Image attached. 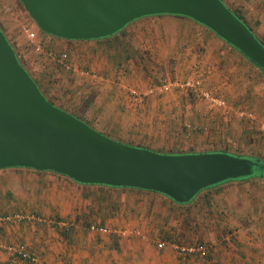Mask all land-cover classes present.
<instances>
[{"label":"rangeland","instance_id":"1","mask_svg":"<svg viewBox=\"0 0 264 264\" xmlns=\"http://www.w3.org/2000/svg\"><path fill=\"white\" fill-rule=\"evenodd\" d=\"M225 1L240 8L239 4ZM0 16L1 28L45 94L58 105L81 114L109 137L164 153L226 149L264 158V72L256 67L253 74L249 73L251 83L249 78L229 69L225 73L215 70L218 63L226 68L233 61L207 59L220 48L212 42L201 44V32L196 38L191 37L195 32L190 24H171L169 20L151 24L139 20L130 23L114 41H50L19 0H0ZM28 31H32V36ZM37 44L41 47L37 48ZM232 50L236 49L232 47ZM62 53H66L68 68L60 60ZM211 63L214 67H209ZM250 84L253 91L246 94L244 89ZM162 85L166 86L162 91L143 94ZM132 90L141 93L140 102L133 99ZM205 91L224 99L226 107L207 99ZM238 109L252 111L255 117L239 115ZM21 177L19 198H41L40 194L51 191L36 188L37 184L45 187L47 178ZM10 181L11 178L6 180L8 184ZM2 190L0 187V198H15L3 195ZM5 204L2 202L0 206ZM15 205L19 209L8 206L0 209V214L19 213L22 217L0 221V232L12 224L30 229L37 225L41 228L57 225L53 222L57 217L29 212V203L25 201ZM137 209L145 212L144 205L139 204ZM152 209L151 222L134 214H116L104 225L111 233L89 234L87 238L88 233L83 232L81 237L86 242L96 241L108 250L118 248L121 242H139L140 248L135 253L134 248L120 246L123 253L136 261L264 264V179L224 181L202 190L194 202L186 205L153 200L146 214ZM121 227L140 234L113 232ZM1 238L0 251L4 258H0V264H14L8 256H15L19 243ZM159 240L184 245L199 243L207 247V255L181 257L170 245L159 249ZM23 248L37 260L20 256L16 264H43L37 253Z\"/></svg>","mask_w":264,"mask_h":264},{"label":"water","instance_id":"2","mask_svg":"<svg viewBox=\"0 0 264 264\" xmlns=\"http://www.w3.org/2000/svg\"><path fill=\"white\" fill-rule=\"evenodd\" d=\"M44 32L65 39L113 35L148 15L209 27L264 72V43L222 0H19ZM53 170L81 183L155 191L178 203L253 174L258 157L224 150L163 153L109 137L52 103L0 27V168Z\"/></svg>","mask_w":264,"mask_h":264},{"label":"crops","instance_id":"3","mask_svg":"<svg viewBox=\"0 0 264 264\" xmlns=\"http://www.w3.org/2000/svg\"><path fill=\"white\" fill-rule=\"evenodd\" d=\"M228 1L233 2L235 5L239 4V7L241 8L239 9L246 20H248L253 26L258 36H260V38L264 37V0ZM224 2L228 4L225 0ZM178 18L179 17H176L173 14H157L143 16L136 19L135 22L140 20L139 22L141 23L145 22L154 24L155 22H161V20H169L171 24H190L191 29L193 28L195 30H192L195 33H191V37L195 36L194 38H196L198 32H201V44L212 42L217 45V48H220V50L216 51L211 58L208 55L206 57L207 59H211L213 62H226L227 60L233 61L230 65H226V68L225 66H222L221 63H218L215 70L225 73V69H229L230 72L239 73L240 76L249 78L252 81L249 75L253 74L258 66L254 65L253 62H251L239 50H232L230 43L226 42L215 32L199 25L198 23H194L193 21ZM46 38L50 41H59L60 39H63L59 36L53 37L50 35ZM250 64L253 66H250ZM211 65L214 67L212 63L209 64V67ZM238 67L242 69L239 72H237L239 69ZM210 70H212V68H210ZM251 83H253V81ZM251 86L252 84H250L247 89H244L246 94L253 91ZM98 129L101 130V128ZM26 175H32L41 180L42 178H47L45 187H42L43 184H37L36 188H42L43 192L50 189L51 191H48L47 194H40L41 198H19L18 194L21 193L20 188L22 186L21 176ZM8 178H11L9 184L6 182ZM12 179H15V181H12ZM0 187L3 188V195L7 196L9 194L15 197L0 198V203H6L4 207L0 206V209H5L9 206L12 210H17L19 209V206L15 205V203L25 201L26 203H29L27 209L29 212L38 215L53 216L58 219L67 218L70 219V221L73 220V223L75 222L74 226H71L70 229V241L69 237L61 233L60 226H58L59 224L55 225L56 227L52 226V228H41L37 225V227L32 226V229L24 225L12 224L10 225V228L6 227L0 232V239H2L1 237H4L3 239L7 242L8 240H16L19 243V246H26L33 253H37L43 264H168L166 259L136 261L132 256L130 259L129 255H126V253H123L122 250H120L121 247H124L123 245H126L131 249L134 248L133 252L135 253L136 248H140L139 242H121L118 248L115 247L112 250H108L96 241L86 242L85 238L81 237L83 232L88 233L87 238L89 237V234L94 235V233H96L102 235L103 233H100L97 230L89 229V225L92 223H100V225L104 226L106 225L105 222L112 220L116 214H134L135 216L143 217L144 220L150 221L152 218V214L150 215V213L153 212L154 209L149 211V214H146V212L148 211V208L150 210L151 202L153 200L163 201L168 205L172 202L161 195L131 187H113L102 185L100 183H81L62 173H54L50 170H38L25 166L0 168ZM139 204L145 206V212H140L137 209ZM2 232H4L3 235H1ZM96 237H98V235H96ZM15 252L14 256V254H11L9 251V255H11L8 256L12 262H15L14 264L19 262L17 257L22 256L18 250ZM118 254H120V256H118ZM0 258H4L2 251H0ZM8 263L9 262L6 264Z\"/></svg>","mask_w":264,"mask_h":264},{"label":"built area","instance_id":"4","mask_svg":"<svg viewBox=\"0 0 264 264\" xmlns=\"http://www.w3.org/2000/svg\"><path fill=\"white\" fill-rule=\"evenodd\" d=\"M32 31H28V35L32 36ZM37 48H40L41 45L40 44H37L36 46ZM60 60L62 61L63 65L68 68L69 67V64L66 60V53H62L61 54V57H60ZM93 76H97V74H92ZM166 86L165 85H162L160 87H155V88H149L145 91V93H143L144 95H148V94H152L153 92H155L156 90L158 91H162L163 89H165ZM132 93V96H133V99L135 101H138L140 102L142 100V97H141V93L138 92L137 90H132L131 91ZM204 95L207 99H209L211 102L215 103V104H218L220 106H223V107H226V103H225V100L220 98V97H217V96H214L211 92L209 91H205L204 92ZM238 114L239 115H242V116H245L247 115L249 118H254L255 117V113L252 112V111H246L244 109H238ZM22 216L19 214V213H9V214H0V221H5V220H12V219H20ZM28 217V216H27ZM31 217V216H29ZM53 222L59 224L60 226H64V227H69L71 225V222L68 221V220H61V219H56V220H53ZM89 229L91 230H97L99 231L100 233H104V234H109L111 233L112 231L107 228L106 226H99V225H96L94 223L90 224L89 225ZM114 233H117L118 235H139L140 233L137 232V231H130L129 229H126V228H116V229H113ZM167 245H170L171 247H173L177 253L179 254V256L181 257H185V256H188V255H196V256H199V257H204L207 255V247L201 245V244H191V245H184V244H181V243H177V242H170V241H165V240H159L157 242V247L159 249L161 248H164L165 246ZM11 247V246H10ZM21 255L23 257H27L28 259H30V261H36L37 258L34 254H31L29 252H27L22 246H20L18 249H17Z\"/></svg>","mask_w":264,"mask_h":264},{"label":"trees","instance_id":"5","mask_svg":"<svg viewBox=\"0 0 264 264\" xmlns=\"http://www.w3.org/2000/svg\"><path fill=\"white\" fill-rule=\"evenodd\" d=\"M223 2H224V0H222ZM225 3V2H224ZM239 18H241L248 26H249V28L254 32V34L259 38V40H261L263 43H264V40L263 39H261L260 38V36H258V34L255 32V30H254V28H253V26L249 23V21L248 20H246V18L244 17V15L242 14V12H241V10L239 9V8H235V7H232L229 3L227 4V3H225ZM159 15H163V14H159ZM174 16H176V17H179V18H182V19H187V20H190V21H193L194 23H198L199 25H201V26H204V27H206V28H208L209 30H211L209 27H207V26H205L204 24H202V23H200V22H198V21H194V20H192L191 18H189V17H186V16H182V15H174ZM135 21V20H134ZM130 23H132V22H130ZM129 23V24H130ZM129 24H127L122 30H120V31H118L117 33H115V34H111V35H107V36H103V37H99V38H91V39H95V40H99V39H106V40H108V41H114V39L115 38H117L118 39V37L120 36V34H123V31L127 28V26L129 25ZM1 27V26H0ZM212 31V30H211ZM47 33V32H46ZM6 34V33H5ZM48 35H50V36H53V37H55L56 35H53V34H50V33H47ZM7 36V35H6ZM56 37H58V36H56ZM7 38H8V36H7ZM61 38V37H60ZM9 39V38H8ZM63 39H65V38H63ZM66 40H68V41H75V40H81V41H83V40H88V39H66ZM10 41V40H9ZM12 44V43H11ZM13 45V44H12ZM231 45V44H230ZM232 47H234L233 45H231ZM15 48V47H14ZM235 48V47H234ZM236 49V48H235ZM236 50H238V49H236ZM15 51H16V49H15ZM16 54H17V56H18V58H19V60H20V62L22 63V61H21V59H20V57H19V55H18V53L16 52ZM23 64V63H22ZM254 64V63H253ZM24 65V64H23ZM255 65V64H254ZM25 66V65H24ZM26 68V67H25ZM260 69V68H259ZM28 70V69H27ZM261 70V69H260ZM29 71V70H28ZM262 71V70H261ZM29 73L31 74V72L29 71ZM32 75V74H31ZM32 77H33V75H32ZM34 79H35V77H33ZM35 81L37 82V84H38V86L41 88V86L39 85V83H38V81L35 79ZM41 90H42V92L45 94V92L43 91V89L41 88ZM45 96L52 102V103H54L55 105H57V106H59V107H61V108H63V109H65V110H67V111H69V112H71V113H73L74 115H76L77 117H79V118H81V119H83V120H85L87 123H89L91 126H93L94 128H97L95 125H93L92 123H90L88 120H86V119H84L83 117H82V115L81 114H77V113H75V112H73V111H71V110H69V109H67V108H64V107H62V106H60V105H58L57 103H55L50 97H48L46 94H45ZM98 129V128H97ZM99 130V129H98ZM100 131H102V130H100ZM102 132H104V131H102ZM105 133V132H104ZM139 147V146H138ZM213 150H224V151H227L226 149H213ZM230 152V151H229ZM164 153V152H163ZM171 153H178V152H171ZM252 157H258L259 159H260V161L262 162V163H264V158L263 157H260V156H256V155H254V156H252ZM51 172H54V173H58V172H55V171H53V170H50ZM65 175V174H64ZM67 176V175H66ZM255 179V178H259V179H264V166L263 167H259L257 170H255V172L253 173V174H250V175H247V176H243V177H238V178H230V179H227V180H224V181H228V180H245V179ZM224 181H221V182H224ZM221 182H219V183H221ZM216 184H218V183H216ZM216 184H213V185H210V186H208L207 188H204V189H202V190H208V188L209 187H211V186H214V185H216ZM135 189H138V188H135ZM139 190H143V189H139ZM201 190V191H202ZM143 191H148V192H150V193H153V194H158V195H161L162 197H165V198H167V199H169L170 201H172L174 204H176V205H186V204H190V203H192V202H194L195 200H196V197H197V195L201 192V191H199L198 193H197V195L191 200V201H189V202H187V203H178V202H175V201H173L170 197H168V196H166V195H164V194H161V193H158V192H155V191H150V190H143ZM58 219V218H57ZM94 224H96V225H99V226H103V225H100V223H94ZM70 229H71V226H69V227H64V226H60V231H61V233H63L65 236H67V237H69V241H70ZM166 239H170V237L169 236H166ZM27 258V257H26Z\"/></svg>","mask_w":264,"mask_h":264}]
</instances>
